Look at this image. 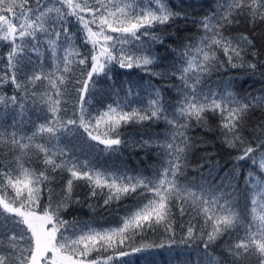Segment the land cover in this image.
Instances as JSON below:
<instances>
[{
  "label": "snow or ice",
  "instance_id": "obj_1",
  "mask_svg": "<svg viewBox=\"0 0 264 264\" xmlns=\"http://www.w3.org/2000/svg\"><path fill=\"white\" fill-rule=\"evenodd\" d=\"M198 3L200 16L170 0H0V264H127L163 248L183 256L190 244L202 245L197 264H264V121L248 128L264 95L232 90L236 79L264 81L254 30L264 0ZM134 69V80L120 71ZM195 128L238 153L231 167L215 153L192 166L209 143ZM75 137L97 155L131 149L158 162L134 173L98 165L64 142ZM84 205L89 219L64 218ZM162 236L167 244L149 241Z\"/></svg>",
  "mask_w": 264,
  "mask_h": 264
},
{
  "label": "trees",
  "instance_id": "obj_2",
  "mask_svg": "<svg viewBox=\"0 0 264 264\" xmlns=\"http://www.w3.org/2000/svg\"><path fill=\"white\" fill-rule=\"evenodd\" d=\"M176 5H180V7H176ZM170 6L173 7L174 11H183L187 10L189 14H192L194 16H200L203 15V12L198 11L199 9V3L198 0H170ZM205 9H208V5H204ZM211 10V9H208ZM186 22L184 20H177L175 21V26H184ZM254 30L257 33V45L258 47L262 42H264V23H257L254 26ZM165 31L172 32L173 27L168 26L165 28ZM236 32H247L248 28L245 25H241L238 27ZM185 33H180L181 36H183ZM187 34H195V28L190 27ZM251 34V33H249ZM170 42V41H169ZM4 51H7V49H4ZM158 51H163L162 49H158ZM264 51V49H262ZM261 59H264V56L261 57ZM120 71H131L132 76L131 79H136L137 74L139 73L138 69L134 70H120ZM228 76H234V77H242L246 75V72L244 70H229L227 73ZM121 79H128L127 76L120 77ZM147 79V77H145ZM216 76L212 77V80H215ZM155 83H161L159 81H155ZM173 83H176V81H173ZM260 89H264V81H261L257 78L248 77L241 81L240 79H236L233 85L232 90L240 95H246L248 93H251L253 96L255 95H264V92L258 91ZM6 94L11 95L12 89L11 87H7L4 90ZM166 98L168 99H175V96L171 91H167L165 93ZM264 121V104L259 106V110H254L249 113V123L248 128H254L255 123ZM217 123L216 119H213L211 117V114L209 115V125L211 127H215ZM165 130V126L163 123L159 125V127L152 128L151 131L155 132H162ZM128 133H133L136 131L135 127H129L126 130ZM190 135L193 137L202 138L204 141H208V145L206 147H201L197 149L191 156L192 166L195 167L196 165L201 163L200 157L205 153H215V155L212 157L213 163L219 162L221 166L226 170L227 168L231 167V163L225 165V161L230 159V156L238 155L237 152L228 150L224 145H222L218 140V132H210L206 133L203 128H195ZM246 138H250L247 133H245ZM136 139H140L139 136L135 137ZM145 139L147 137H144ZM65 143H71L75 147L81 150V159L87 158V155L91 153L97 160L98 165H104L108 166L110 164L119 165L122 163H126L129 168L133 170V173L137 169V167L146 168L147 165H152L154 163H157L153 156L151 154H146L143 151L140 152H134L131 149H122V155H108V154H99L97 155L92 149L88 147V143L86 139L82 140L78 137L75 138H67L64 141ZM199 143V141H197ZM103 147V146H101ZM147 155L146 161L144 159H141L142 157ZM243 163V162H242ZM204 171H207V168L204 169ZM245 171H247V168H245ZM223 175V171L220 173ZM188 178L197 177V173L193 171L188 172ZM217 179H219V176H217ZM241 183H243V180H241ZM81 191L82 196L86 194L83 190ZM89 203H98L99 205L103 204V200H100L98 202L96 201H89ZM102 210L98 209L97 212L100 214ZM92 212L87 207V205L76 206L75 208L69 209L68 212L65 215V219H72L73 217H79L82 220H87L91 217ZM179 233V230H178ZM155 239V243H168V240L166 237H158V238H149V241ZM177 240H179V234L177 235ZM224 241H220V244H223ZM220 244L216 246V248L213 250L214 255L220 256ZM139 246V242H137V245ZM202 245L197 246L195 244H190L187 246H184V252L187 253L186 255L181 256L180 254H177L176 256L172 257L170 255V251L168 248H163L159 250H154L152 252H146V253H133L129 255L128 257L120 258L121 261H127V264H170V261L172 264H182L183 261H188L189 264H197V253L201 252ZM125 251H130V249H125ZM111 254V253H109ZM94 258V257H93Z\"/></svg>",
  "mask_w": 264,
  "mask_h": 264
}]
</instances>
